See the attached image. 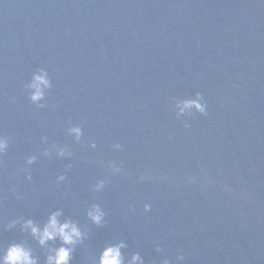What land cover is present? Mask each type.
Returning a JSON list of instances; mask_svg holds the SVG:
<instances>
[{"label": "water", "instance_id": "obj_1", "mask_svg": "<svg viewBox=\"0 0 264 264\" xmlns=\"http://www.w3.org/2000/svg\"><path fill=\"white\" fill-rule=\"evenodd\" d=\"M37 68L51 80L43 107L25 88ZM196 92L207 115L177 120L169 106ZM0 137V246L24 240L43 264L19 225H3L60 210L87 234L70 264L119 241L145 264L178 252L182 264H264V3L0 0ZM92 204L102 227L85 216Z\"/></svg>", "mask_w": 264, "mask_h": 264}, {"label": "clouds", "instance_id": "obj_2", "mask_svg": "<svg viewBox=\"0 0 264 264\" xmlns=\"http://www.w3.org/2000/svg\"><path fill=\"white\" fill-rule=\"evenodd\" d=\"M264 3V0H261ZM233 88H237L238 85L232 84ZM27 90L28 100L36 104L37 107H43L40 103L46 94V90L51 88V80L48 72L43 68H37L32 72L30 79L25 85ZM169 111L173 112L177 120H181L182 117L194 116L199 114L200 116H206L208 112V104L201 92H196L193 98H183L174 100L169 106ZM184 129H188L190 124L188 120H182ZM69 134L77 141L80 140L83 135V130L80 125H73L68 129ZM171 138V137H169ZM9 144L8 140L4 137H0V155H3L7 150ZM113 150L119 151L122 147L120 143H114L111 145ZM90 148H95V141L89 144ZM48 153L45 152V155ZM57 155H65V149L61 148ZM34 157H29L26 161L27 164L34 162ZM108 166L113 169L114 172L119 173L123 166H116L115 161H109ZM26 179L30 180L31 176H26ZM167 179V177H161ZM64 177H58V180H63ZM146 179H152L151 176L143 174L139 177V181ZM186 183H199L196 176H189ZM207 184H212V179L206 180ZM104 186V181H98L94 190L99 191ZM15 191V187L11 189ZM17 199H20L17 196ZM152 205L145 203L143 210L150 212ZM85 216L87 220L96 227H102L105 224V212L98 204H92L86 211ZM62 217L60 210L52 211L48 214L47 219L43 223H37L32 218L17 217L12 219L7 224L3 225V230H11L19 225V232L26 234L40 249L43 250L44 259L43 264H70L73 258V253L76 247L80 245L86 238V231L82 230L81 226L68 217ZM127 245L123 241L107 244L100 251L98 259L95 264H145L144 257L138 252H133L130 257L125 258L122 249H125ZM157 253H162L163 249L157 244L155 246ZM185 260V256L182 252H178L175 256L176 264H182ZM0 264H40L39 258L34 254L33 249L24 240L9 242L6 246H0ZM159 264H172L166 256L160 259Z\"/></svg>", "mask_w": 264, "mask_h": 264}]
</instances>
